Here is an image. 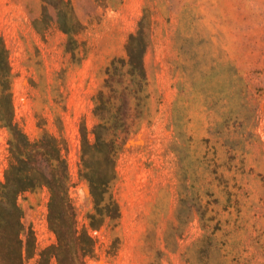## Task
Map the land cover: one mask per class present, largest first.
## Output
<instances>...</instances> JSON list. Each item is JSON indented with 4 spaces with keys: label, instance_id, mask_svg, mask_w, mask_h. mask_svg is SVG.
Returning <instances> with one entry per match:
<instances>
[{
    "label": "rangeland",
    "instance_id": "rangeland-1",
    "mask_svg": "<svg viewBox=\"0 0 264 264\" xmlns=\"http://www.w3.org/2000/svg\"><path fill=\"white\" fill-rule=\"evenodd\" d=\"M70 1L85 27L74 57L55 9L47 7L48 28L35 26L42 0H0V36L14 122L30 141L47 132L66 142L79 227L92 209L78 175L80 127L98 123L94 96L106 67L124 56L138 21L149 22L148 98L110 189L120 218L91 231L97 244L86 264H264V0ZM9 139L0 127L1 181ZM48 201L46 188L18 196L34 236L24 264L55 242L49 229L31 230Z\"/></svg>",
    "mask_w": 264,
    "mask_h": 264
},
{
    "label": "trees",
    "instance_id": "trees-1",
    "mask_svg": "<svg viewBox=\"0 0 264 264\" xmlns=\"http://www.w3.org/2000/svg\"><path fill=\"white\" fill-rule=\"evenodd\" d=\"M42 18L36 21L48 28L47 7L56 10L55 24L66 35L65 51L72 57L82 45L77 36L85 27L73 12L70 0H42ZM149 43V22L138 21L127 37L123 57H115L106 67L103 89L94 96L93 114L98 123L89 131L80 127L78 175L87 183L92 209L86 224L78 226L75 208L69 198L72 186L66 159V142L44 132L30 141L14 122L10 93L11 67L7 47L0 36V127L10 134L9 162L0 180V264H24L32 258L34 236L22 221L17 199L22 193L46 188L49 192L47 222L55 242L37 253L34 264H86L95 257L96 239L107 222L116 224L119 205L111 192L116 178V159L125 139L139 127L140 103L148 98L144 55ZM92 135V138H90Z\"/></svg>",
    "mask_w": 264,
    "mask_h": 264
},
{
    "label": "built area",
    "instance_id": "built-area-1",
    "mask_svg": "<svg viewBox=\"0 0 264 264\" xmlns=\"http://www.w3.org/2000/svg\"><path fill=\"white\" fill-rule=\"evenodd\" d=\"M1 176L2 174H0V179H2ZM46 221H47V216L45 215V211L41 214L40 219H37V222L32 221L31 230L34 232L35 235H37L38 232L48 233L49 227L47 228L48 224H46ZM37 248L40 249L38 245Z\"/></svg>",
    "mask_w": 264,
    "mask_h": 264
}]
</instances>
